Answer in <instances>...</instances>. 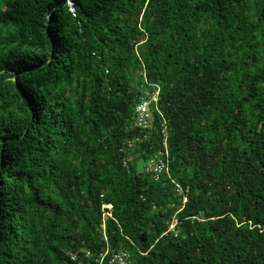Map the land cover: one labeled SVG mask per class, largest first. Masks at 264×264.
Returning a JSON list of instances; mask_svg holds the SVG:
<instances>
[{"label": "trees", "instance_id": "trees-1", "mask_svg": "<svg viewBox=\"0 0 264 264\" xmlns=\"http://www.w3.org/2000/svg\"><path fill=\"white\" fill-rule=\"evenodd\" d=\"M151 84L158 180L161 115L140 132L135 113ZM106 250L264 264V0H0V264Z\"/></svg>", "mask_w": 264, "mask_h": 264}, {"label": "built area", "instance_id": "built-area-1", "mask_svg": "<svg viewBox=\"0 0 264 264\" xmlns=\"http://www.w3.org/2000/svg\"><path fill=\"white\" fill-rule=\"evenodd\" d=\"M155 87V89H143L142 94L139 98V101L135 108L136 113V126L139 128L140 132H144L145 130L152 129L156 122V113L161 115L160 121V132L163 137V148L159 149L154 156L150 159V161L146 164V169L148 171H152L154 173V177L156 180L160 178V175L164 172H168L169 174V135H168V126L167 121L162 114V110L160 108V100H161V88L158 85L151 84ZM146 138V135H142V137H137L136 140H130L128 145L130 147L135 146L136 141H143ZM176 191L180 196V200L183 205L188 201V193L189 188L184 187L182 185L176 184ZM107 205H103L105 208ZM179 223V219L174 217L168 224L169 230L178 234L177 225ZM111 264H127L126 254L117 253L111 260Z\"/></svg>", "mask_w": 264, "mask_h": 264}, {"label": "clouds", "instance_id": "clouds-1", "mask_svg": "<svg viewBox=\"0 0 264 264\" xmlns=\"http://www.w3.org/2000/svg\"><path fill=\"white\" fill-rule=\"evenodd\" d=\"M103 205H107V206L105 208H103ZM103 205H102L103 210H105V209H108L109 210L110 209L109 212H105V215L112 216L111 215V210L113 209V205L112 204H109V203H104ZM108 251L109 250H106V252L100 253L101 255H99V258H98V261H99L100 264H103V262L105 261L104 259L107 256ZM87 253H88V255L90 254L89 251ZM118 253H124V254H126V261H127V264H129L130 253L127 252V251H125V250L124 251H120ZM115 254H117V253H115ZM115 254L112 255V258L114 257ZM112 258L108 261V264H111Z\"/></svg>", "mask_w": 264, "mask_h": 264}]
</instances>
